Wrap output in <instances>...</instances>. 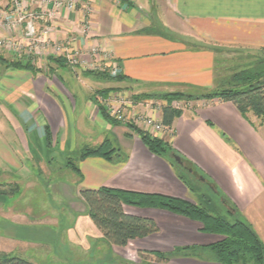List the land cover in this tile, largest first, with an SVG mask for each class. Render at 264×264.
<instances>
[{
	"label": "crops",
	"instance_id": "obj_1",
	"mask_svg": "<svg viewBox=\"0 0 264 264\" xmlns=\"http://www.w3.org/2000/svg\"><path fill=\"white\" fill-rule=\"evenodd\" d=\"M157 11L166 31L155 28L151 15ZM55 28L51 40L76 51L83 63H93L92 55L99 49L111 61L98 65L113 66L124 77L104 80L43 55L34 61L39 72L7 68L1 58L25 56L0 52V171L7 180L17 181L19 191L42 186L66 206L69 240L85 252L90 240H103L106 252L98 253L97 264H219L206 248L223 237L203 233L201 223L165 210L125 205L126 214L153 220L159 231L123 248L111 246L88 217L80 190L106 187L196 204L180 180L182 169L176 162L151 153L133 130L106 119L97 104L111 89L127 97L211 91L215 48L264 50V0H81L75 11L59 16ZM4 36L1 31L0 38ZM143 111L161 122L159 109ZM248 117L231 103L200 100L175 120L169 141L157 136L205 175L264 244V126ZM222 136L229 137L240 153ZM105 139L119 150V157L78 159L86 147L99 146ZM70 158H76L80 176L66 168ZM33 165H41L45 176L52 175L46 185ZM187 247L201 252L168 262L152 254L168 255ZM0 250L6 252L1 246Z\"/></svg>",
	"mask_w": 264,
	"mask_h": 264
},
{
	"label": "trees",
	"instance_id": "obj_2",
	"mask_svg": "<svg viewBox=\"0 0 264 264\" xmlns=\"http://www.w3.org/2000/svg\"><path fill=\"white\" fill-rule=\"evenodd\" d=\"M119 1L122 3L124 2V0ZM213 51L217 54L224 52L233 53L238 59L242 60L239 61L238 69L233 71L232 86L223 88L221 86V89L219 88L220 90L216 89V91H207L198 94L172 93L143 95V98L167 99L169 101L167 105L161 108V124L166 130L172 129L175 120L182 116V111L176 110L172 106L173 100H181L182 98H218L223 103H231L234 105L245 119L248 120V116L252 115L264 121V50L256 52L237 50L231 52L222 48H215ZM245 58L247 59L244 60ZM253 59L255 61H253ZM51 60L58 64L60 61L64 62V65L67 66V61L65 59L53 58ZM1 62L5 64L7 68L25 69L35 73L40 70L30 57H22L12 61L1 58ZM246 62L247 66L242 64ZM102 94L103 98H106L108 95L107 91H104ZM99 111L106 119L117 122L109 116L103 106L99 105ZM130 129L139 136L151 153L157 156H168L170 158H172L173 155L179 156L185 166L193 170V174H190L175 163L180 169L184 170L188 176L199 175L207 179L196 166L179 155L165 140L142 131L133 125L130 126ZM119 156V150L114 148L111 140L105 139L99 146L86 147L79 153L78 159L82 160L89 157H100L112 161L115 157ZM172 160L174 159L172 158ZM75 165V162L70 163V166H73V169L80 176V171ZM180 180L190 192H196V188L193 187L190 182L188 183L184 176L181 175ZM18 192L19 187L17 185L0 184V198L14 197ZM219 194L220 193L216 191L215 195L219 196ZM80 195L87 206L88 217L111 246L123 248L131 241L147 238L159 231L157 224L153 220L126 214L124 206L127 205L141 209L165 210L201 223V231L203 233L223 237L222 241L219 243L206 248L215 256L219 264H264L263 242L254 229L239 216L236 208L229 201L234 211L228 209L226 211V216H222V214L219 213V208L217 206L215 207L212 201H208L207 204L204 205H197L190 201L161 194H144L106 187L96 190L81 189ZM192 250L193 248L187 247L176 249L173 253L168 255H159L158 253L152 254L168 262L174 257H190L192 256ZM0 264L34 263L21 257L9 255L0 250Z\"/></svg>",
	"mask_w": 264,
	"mask_h": 264
},
{
	"label": "rangeland",
	"instance_id": "obj_3",
	"mask_svg": "<svg viewBox=\"0 0 264 264\" xmlns=\"http://www.w3.org/2000/svg\"><path fill=\"white\" fill-rule=\"evenodd\" d=\"M79 2H81V0H79ZM148 12H150L149 8ZM151 17L152 21L156 23L155 28L166 31L163 27L164 23L160 18L158 11L152 14ZM165 24L167 23L165 22ZM37 27L41 28V25H38ZM69 49L71 50V53L75 55L74 53L76 51L74 52V50L71 48ZM0 52L3 51L0 50ZM94 52V55H92V57H94L93 63L84 58V64H82L81 67H72L68 64L67 65L74 71H77L79 68H83L86 70L87 74L95 77H101L104 80H115L124 77L123 74H120L117 77H111L109 71L116 68H113V66H107L106 70V67L98 65V62L101 61L110 62V57L107 56L106 58L103 56L105 53H102L99 51V49H96ZM21 55H24V52H22ZM43 57H45L50 62L53 58L65 59L63 55H56L52 48L48 49L47 47L44 50ZM246 59L247 58L244 60ZM239 61L242 60L238 59L233 53H214V63L212 70L214 88L211 91H216V89H219L221 86L222 88L232 86L233 71L238 69ZM253 61L255 60L253 59ZM80 62L83 63V60H80ZM247 62L242 64L247 66ZM60 64H64V62L60 61ZM47 67H49L48 64ZM104 70L106 73H104ZM109 92H112V95L121 97L132 104H149L160 111L161 108L167 105L169 102L167 99L162 100L158 98H143V95L145 94H135L132 97L128 96V98L125 93L121 94V91H117V89H111V91H108L107 93ZM200 100H206L210 103L220 101L218 98H182L181 100H173L172 106L176 110L182 111L183 114L184 111H187L190 109V107L193 108V105ZM99 105L97 104L98 110ZM250 116L254 119L256 125H259L260 127L264 126V121H261L252 115ZM207 125L211 129L215 128L212 123L207 122ZM125 126L130 128L131 125L128 124ZM159 134L165 135L166 139L169 141L173 136V131L172 129L164 130L156 134V137H158L157 135ZM222 139L232 150L240 153V151L235 148L229 137L222 136ZM75 159L76 158H70L69 163L66 164V168L73 172L76 171L73 169V166H70V163L75 162ZM57 165L64 166L60 164ZM33 167H35L34 172H36L39 181L41 180V183L46 185V181H48L52 175L45 176V170L41 168V165H33ZM181 174L185 177L188 183L190 182V184L196 188V192H191V196L197 205H204L207 204L208 201H212L214 206L219 208V213L222 214V216H226V211L228 209L221 202V199H225V197H223L221 194L216 196L208 188V186L202 184L199 181V175H193L190 177L184 170L181 171ZM0 184L17 185L20 190V186L17 184V181L7 180V176L4 174V172L2 173V171H0ZM37 188L38 187H36L35 190ZM43 189L44 188L40 186L36 191H19V195L16 199L0 198V241H2L0 242V246L4 248L9 255L21 257L34 264H97V257L99 258L98 253L104 254L106 252L105 242H103V240H90V243H92L91 245H88L90 249L85 252L84 247L81 244L70 241L68 236L69 224L64 219V215L67 214V211L66 209H63L66 206L55 202V196L51 193H48V191H43ZM195 251L201 252V250L197 249L194 251L192 250V253ZM110 259L111 258H109V260ZM117 259L118 258L115 260Z\"/></svg>",
	"mask_w": 264,
	"mask_h": 264
},
{
	"label": "built area",
	"instance_id": "obj_4",
	"mask_svg": "<svg viewBox=\"0 0 264 264\" xmlns=\"http://www.w3.org/2000/svg\"><path fill=\"white\" fill-rule=\"evenodd\" d=\"M79 3V0H0V32L7 35L0 38V50L4 54L13 52L21 55L24 52L25 57L35 61L42 57L46 47L52 48L56 55L65 57L69 66L81 67L84 63L80 62L76 52L73 55L66 44L51 41L59 16L63 12L75 11ZM4 4L7 9L3 8ZM38 25H42L41 28ZM14 35H19V40ZM109 74L117 77L119 72L113 69ZM99 102L118 123L133 125L153 136L166 130L161 122L143 111L151 107L149 104L135 105L114 95L100 97Z\"/></svg>",
	"mask_w": 264,
	"mask_h": 264
},
{
	"label": "water",
	"instance_id": "obj_5",
	"mask_svg": "<svg viewBox=\"0 0 264 264\" xmlns=\"http://www.w3.org/2000/svg\"><path fill=\"white\" fill-rule=\"evenodd\" d=\"M172 158L174 159V161L180 166L182 167L183 169H185L188 173L190 174H193V170L186 167L184 162L182 161V159L179 157V156H176V155H173ZM199 181L202 183V184H205L206 186H208L213 192H216L214 191L213 187L211 186V184L202 176L199 177ZM222 204L229 210L231 211H234V208L232 207V205L226 201L225 199H222L221 200Z\"/></svg>",
	"mask_w": 264,
	"mask_h": 264
}]
</instances>
